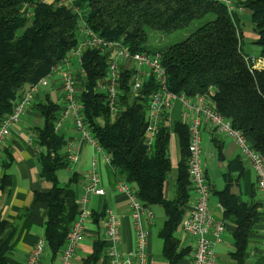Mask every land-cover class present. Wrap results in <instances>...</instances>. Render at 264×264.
<instances>
[{"label":"trees","instance_id":"16d2710c","mask_svg":"<svg viewBox=\"0 0 264 264\" xmlns=\"http://www.w3.org/2000/svg\"><path fill=\"white\" fill-rule=\"evenodd\" d=\"M247 10L256 37L255 45L264 58V0H237ZM73 7L80 14L73 12ZM212 15L183 41L165 48L146 46L150 32L176 34L192 23ZM80 20L102 39L122 41L131 53L160 55L167 77V88L176 95L193 98L208 95L211 107L241 131L255 151L264 156V69H253L241 50L240 23L218 0H0V123L12 112L13 104L26 87L38 83L53 67L70 55L79 42ZM107 54L86 50L77 74L79 102L83 118L99 147L110 159L116 180L136 189L144 207H159L165 222L159 232L162 254L169 264H178L189 252L180 249L176 233L185 215L189 198L187 171L189 130L181 122L171 130L161 128L153 145H146L147 98L153 84L144 85L143 97L132 96L133 72L121 71L118 89L123 109L112 115L106 96L98 92V82L107 77ZM209 89H211L209 91ZM43 128L37 131V142L44 150L39 158L40 176L51 184L50 192L37 194L35 200L46 205L45 243L56 256L67 242L70 227L79 215L73 175L65 186H59L57 173L69 166L63 154L66 141L54 130L61 107L48 97L36 105ZM180 139L182 159L174 176V197L165 198L172 166L168 154L171 133ZM233 166L225 175V188L217 192L225 219L235 225L232 235L234 264H264V257H249L250 236L261 213L254 203L238 204L231 193L241 176ZM8 178L3 185H8ZM5 225L0 223V236ZM97 243L85 264H94L103 251ZM8 242L0 246V264Z\"/></svg>","mask_w":264,"mask_h":264},{"label":"crops","instance_id":"0c3cea01","mask_svg":"<svg viewBox=\"0 0 264 264\" xmlns=\"http://www.w3.org/2000/svg\"><path fill=\"white\" fill-rule=\"evenodd\" d=\"M44 1L46 3L53 2V0ZM218 1L232 4V14L239 23L241 20L239 14L248 12L237 6V0ZM255 58L260 59L257 69H264V58L260 56ZM74 65H76L75 62ZM79 92L77 89L78 97ZM45 97L62 108L63 98L60 94L59 83L55 79H52L49 86L41 91V95L36 98L34 104L27 108L20 121L10 127L9 135L0 147V223L5 225L0 236V246L8 242L4 256L5 264H25L38 241L45 240L46 205L35 200L37 194H46L52 187L40 176L39 158L44 150L39 147L37 142V131L43 128L44 121L35 107L43 103ZM183 111V105L180 102H175L168 113L170 130L174 123H182ZM161 128H158L157 133ZM59 135H62L66 141L63 154L68 156L69 150H72L78 155V161L75 164L69 163L68 168L64 169L68 170V173H64L63 176L68 183L73 175H77V183L73 187L76 195L80 194L81 188L86 184L94 160L97 162V172L104 190L102 197L91 196L83 206L90 217L84 224L85 235L78 244L74 264H85L93 254L96 242L103 243L104 246L102 254L94 264H109L104 254L106 249L104 224L107 211H111L119 219L118 252L127 255L135 249L136 230L130 211L129 197L118 190L119 182L116 180L113 168L105 162V154H98L92 145L81 141L72 121H68L63 126ZM171 135L175 138L172 145L169 140L168 150L172 175L164 189L165 198L168 200H172L174 197V176L182 159L180 139L176 133L172 132ZM201 140L204 174L210 188L208 209L213 218L221 221L225 227L219 242L214 245L217 264H234L230 254L234 252L232 235L235 225L225 219L217 196V192L225 188V175L232 166L233 170H236L234 175L237 176V172L241 170V176L237 182L233 183L231 193L235 196L238 204H257L261 213L259 223L250 236L249 257H264V199L257 190L254 170L249 163L244 161L235 143L228 137L218 134L207 123L202 126ZM5 178H8V185H3ZM57 178L59 181L58 173ZM188 190L189 198L184 206L185 215L195 200L190 183ZM146 208L152 213V221L147 217H144L143 221V226L149 233V241L145 248L146 264H169L162 254L163 243L159 237V232L165 222L164 212L159 207ZM157 208L162 211L156 210ZM157 213L161 215L157 217ZM178 230H180V237H177V233L176 237L180 241V249H189V252L178 264H192L194 250L191 241L183 232L181 224ZM210 239L213 240L212 237ZM59 254L60 251L54 256L46 245L39 264H60Z\"/></svg>","mask_w":264,"mask_h":264},{"label":"built area","instance_id":"2783aa9c","mask_svg":"<svg viewBox=\"0 0 264 264\" xmlns=\"http://www.w3.org/2000/svg\"><path fill=\"white\" fill-rule=\"evenodd\" d=\"M72 1L64 0V3L71 6ZM224 4L228 12L232 13V4L230 2ZM72 9L74 13L80 14L78 8L73 7ZM79 36L78 45L70 55L53 67L49 75L42 78L38 83L26 87L21 96L15 100L12 112L0 123V147L8 137L10 127L20 121L27 108L34 104L36 98L41 95V91L49 86L52 79H55L59 83L60 94L63 98V106L54 125L55 132L59 133L68 121H72L80 140L92 145L98 154H105L99 147L97 140L92 136L83 118L77 94V74L84 75L81 68L84 51L102 50L106 52L108 73L106 79L98 82L97 90L106 96L107 106L112 115L118 114L123 109L119 100L121 92L118 89L121 71L133 72L130 90L134 97H143L140 94L144 85L152 83L154 86V90L147 98L146 108L147 127L145 137L148 147L153 145L159 127L170 130V116L168 113L174 103L180 102L183 105L182 123L186 124L189 130L188 180L195 194V200L182 220L181 226L193 246L192 264H217L214 245L219 242L225 227L221 221L213 218L208 209L210 188L204 174L201 148L203 124H209L218 134L228 137L235 143L244 161L249 163L254 170L257 190L263 199L264 156L254 150L244 134L234 129L230 121L212 109L211 101L207 99L208 95L189 98L185 95H176L170 92L167 88V77L160 62V55L133 54L122 41L109 42L96 35L88 29L83 20H80ZM245 61L250 65L249 68L252 71L257 69L260 59L245 57ZM74 62L76 65H74ZM67 158L70 164H75L78 161L77 153L72 150H69ZM104 160L110 165V159L106 155H104ZM118 190L129 197L130 211L136 230L135 249L127 255L118 252L117 244L120 240L119 219L117 215L107 211L104 224L106 241L104 254L109 264H146L145 248L149 241V233L145 230L143 221L144 217L152 221V213L140 203L134 187L119 183ZM103 195L104 190L101 187V180L97 172V162L94 160L86 184L81 188L80 194L76 195L79 215L70 227L65 247L60 251V264H74L78 244L85 235L84 224L90 217L83 206L91 196L102 197ZM45 247V240L38 241L25 264H39Z\"/></svg>","mask_w":264,"mask_h":264},{"label":"rangeland","instance_id":"374dc122","mask_svg":"<svg viewBox=\"0 0 264 264\" xmlns=\"http://www.w3.org/2000/svg\"><path fill=\"white\" fill-rule=\"evenodd\" d=\"M241 17L240 20V30L242 33V38H241V50L242 53L246 57H259V47H257L254 43L256 40V37L253 33V28L250 22V14L248 12L239 14ZM214 19V16L208 15L204 17L201 20H198L194 23H192L187 29L184 31L178 32L176 34H161V33H156V32H150L149 33V39L148 42L146 43L147 47L150 48H165L169 45H172L174 43H178L183 41L188 35L192 34L195 30H197L201 25H203L205 22L211 21ZM208 101H211L210 96L207 97ZM174 136H170V145H172L174 142ZM173 142V143H172ZM64 173H68V170H60L58 172L59 175V184L60 186H64L67 183V179L64 180L63 176ZM172 175V173H171ZM68 178V177H67ZM156 210H161L157 208ZM162 211V210H161ZM160 216V213H157ZM156 233V231H154ZM177 237H180V230L177 232Z\"/></svg>","mask_w":264,"mask_h":264}]
</instances>
